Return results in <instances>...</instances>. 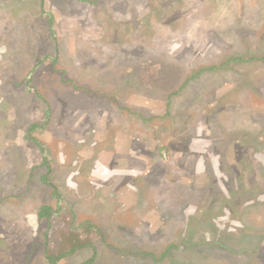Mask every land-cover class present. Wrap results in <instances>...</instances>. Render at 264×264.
Returning a JSON list of instances; mask_svg holds the SVG:
<instances>
[{"label":"rangeland","instance_id":"obj_1","mask_svg":"<svg viewBox=\"0 0 264 264\" xmlns=\"http://www.w3.org/2000/svg\"><path fill=\"white\" fill-rule=\"evenodd\" d=\"M47 245L264 264V0H0V264Z\"/></svg>","mask_w":264,"mask_h":264},{"label":"trees","instance_id":"obj_2","mask_svg":"<svg viewBox=\"0 0 264 264\" xmlns=\"http://www.w3.org/2000/svg\"><path fill=\"white\" fill-rule=\"evenodd\" d=\"M54 214V210L51 206L43 205L38 210V216L40 219H47L50 220L52 218V215ZM86 246V245H75V247H72L71 250L68 251H60V253H55L49 248V245L46 246L45 249V258L46 260L51 264H57L59 260L64 258L65 256L69 255L74 249L78 247Z\"/></svg>","mask_w":264,"mask_h":264}]
</instances>
